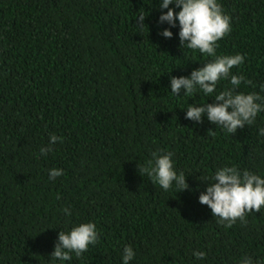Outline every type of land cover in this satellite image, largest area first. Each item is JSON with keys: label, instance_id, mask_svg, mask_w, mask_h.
<instances>
[{"label": "trees", "instance_id": "obj_1", "mask_svg": "<svg viewBox=\"0 0 264 264\" xmlns=\"http://www.w3.org/2000/svg\"><path fill=\"white\" fill-rule=\"evenodd\" d=\"M161 2L0 0V264H123L126 246L135 252L129 264H264V206L227 228L199 203L217 169L264 178V112L235 134L206 116L185 119L189 105L211 104L232 86L171 93V77L213 57L181 46L178 21L159 22ZM218 3L231 33L217 54L245 56L231 72L252 84L237 91L264 98V0ZM52 134L63 142L41 155ZM167 152L187 190L165 191L139 174ZM53 168L64 174L50 179ZM89 222L95 245L68 261L51 257L60 231Z\"/></svg>", "mask_w": 264, "mask_h": 264}, {"label": "clouds", "instance_id": "obj_2", "mask_svg": "<svg viewBox=\"0 0 264 264\" xmlns=\"http://www.w3.org/2000/svg\"><path fill=\"white\" fill-rule=\"evenodd\" d=\"M175 5V8H170ZM160 9H167L166 14L159 17L161 24L167 23L174 28L179 23V40L181 46H186L193 51L213 59L203 64L198 70H193L189 77H171V93L175 96L183 91L184 95H191L199 89L206 96L216 92L221 80H230L231 88L215 95L213 103L202 105L192 104L186 110L185 119L194 122H203V117L215 126H219L228 133L235 134L238 129L255 123L259 113L264 112V98L256 93L244 94L237 91L241 83L252 84L243 75H233L231 70L242 65L245 56L218 55V41L231 33V17L224 13L218 0H162ZM175 9H179L177 12ZM145 16L138 15L137 27L143 28ZM161 35L171 39L173 33L165 29ZM264 90V88H262ZM264 136V128L259 130ZM48 147L41 148L40 154L47 155L52 151V146L63 142V137L52 134ZM173 154L153 153V159L145 165L138 166L139 174H146L153 183L168 191L173 184L181 191L188 189L186 176L183 172L179 175L174 168ZM63 170L53 168L49 171V178L56 179L62 176ZM207 182V178L202 179ZM211 183L199 196V203L211 209L217 223L231 228L237 221L246 223L249 213L261 211L264 206V178L248 170L241 172L237 167L225 166L217 169L211 177ZM66 215H71L69 209L62 210ZM99 233L94 223H82L70 231H60L51 257L55 260L68 261L71 254L80 257L89 250L90 245L98 242ZM197 259H204V252H194ZM135 257L131 246L123 249V264H129ZM240 264H253L250 257H244Z\"/></svg>", "mask_w": 264, "mask_h": 264}]
</instances>
